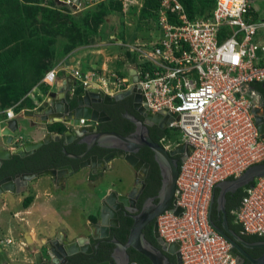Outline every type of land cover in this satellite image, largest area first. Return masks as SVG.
<instances>
[{
  "label": "built area",
  "instance_id": "2783aa9c",
  "mask_svg": "<svg viewBox=\"0 0 264 264\" xmlns=\"http://www.w3.org/2000/svg\"><path fill=\"white\" fill-rule=\"evenodd\" d=\"M106 1L82 0L78 11ZM157 24L156 39L118 45L138 59L143 104L153 113L165 111L166 129L180 133V142H167L166 148L182 143L191 148L176 182L180 196L157 218L158 234L164 245L180 244L182 264H237L231 242L212 225L210 210L219 183L264 162L255 104L242 91L264 84V16L253 0H217L211 17L192 20L180 0H160ZM64 61L41 83L55 84L67 67ZM73 77L84 90L97 88L108 96L128 81L96 68L74 70ZM5 114L16 117L14 108ZM254 182L232 214L243 235L264 237V176Z\"/></svg>",
  "mask_w": 264,
  "mask_h": 264
},
{
  "label": "water",
  "instance_id": "95a60500",
  "mask_svg": "<svg viewBox=\"0 0 264 264\" xmlns=\"http://www.w3.org/2000/svg\"><path fill=\"white\" fill-rule=\"evenodd\" d=\"M70 7L78 11L82 0H70ZM59 2L66 4L68 0H59ZM130 84L134 86L131 88L130 94H134L135 98V110L144 118V121L138 120L135 117H130L132 122L135 124V131L128 135L123 136L117 133H108L104 137L113 138L114 144L109 147L112 149H117L119 152L116 154H111L110 156L99 160L98 156L93 158L94 163L98 161L102 166L107 163H111L114 157L123 158L129 164L135 166L139 163V159L136 154L142 148H149L154 153V159L159 166V170L162 178V188L159 195V203L150 207L146 206L142 213L135 218V223L132 227L129 239L126 245L118 241H115L116 245H120L123 250H125L126 259L128 262L121 263L122 261L118 258L112 260L111 262L102 264H128L129 258L126 254L127 249L134 248L138 252L145 255L152 264H172L168 257L164 254L167 252L169 254H176L179 259V264H182L181 255L179 253L180 244L164 245L162 249H159L151 245L147 240L143 239L144 228L151 222L154 221L161 214L170 209L172 204L176 203L177 197L180 196L179 191L176 188V182L179 176V162L175 157L176 155L182 156V161L186 160V155L190 154V147L188 144L182 143L175 146L172 150L168 151L164 149L160 144L155 142L150 134L149 127L157 125L163 130L167 128L169 122V115L166 112L153 113L147 106L143 104L144 97L142 91L138 85L139 76L135 69L130 71ZM68 77L71 78L69 97L67 95L66 99L58 98L57 95V85H52L49 90L44 93V98L40 104V110L30 113L25 116L26 120L32 121L37 124H47L48 122H53L52 118L64 119V122L77 127L74 134L71 135L75 138V135L82 137L84 135L92 134L93 128L97 123H104L108 119V114L105 112L99 113L93 108L94 104L104 101L105 104H115L118 100L125 97V94H118L116 96H108L104 92L99 91L97 88H90L85 90L84 93L75 94L74 83L75 79L72 78L70 74ZM242 91L251 98L255 104L253 108V113L255 115V122L258 125L259 131L264 138V98L261 93L252 87L244 86ZM77 100V108L71 110L69 102L72 97ZM104 117V118H103ZM81 120L84 123L81 124ZM24 129L22 124L19 122L18 118L8 119L4 121V127L0 128V138H7L5 146H10L12 148H0V168L3 166L5 161L12 160L14 157L18 156L21 159L32 156L38 152V150L44 145L49 144L53 140V136L46 135L43 139L35 141L34 138H29L27 142H22L19 138V133H23ZM68 136V135H67ZM69 137V136H68ZM99 136L98 138H100ZM70 138L69 140H71ZM141 163H143L141 161ZM95 165V164H94ZM149 167V164H146ZM105 168V167H104ZM70 166L58 169H46L41 172L24 173L22 175H17L16 177L9 176L0 181V197L5 193H11L13 195L19 194L20 192L27 189L28 184L42 176L48 175L56 180L57 177L66 176L67 170ZM264 176V165H255L245 172L243 176L237 178L233 181H223L217 185L220 189L219 196L216 199L214 195L211 202V208L214 206L215 202L217 204V209L224 213V219L222 227L216 225L212 219L211 223L214 228L222 235H224L233 246V256L240 258H248L253 264H264V253L259 258H253L249 255L244 247L247 248H264V241L249 244L240 235L234 232L228 223L226 218V194L233 190V187L248 186L254 182L257 177ZM61 180V179H60ZM250 186H253L251 184ZM141 193L140 186H135L128 197L118 196L115 192L107 195L102 204L101 209V225L98 231L103 232V236L109 235L110 228L118 225V211L122 209L129 210L130 201H135ZM176 214H181L182 209L177 208L175 210ZM94 230V229H93ZM156 237L159 238L158 226L155 225ZM95 232H92L91 239L78 237L74 241H69L64 239L61 235L58 239H51L45 243H40L39 249L33 250L25 254L23 260L19 259V264H69L70 258L75 257L80 254L90 255L93 252L92 244L95 242L97 237H94ZM28 244H31L30 237L27 236Z\"/></svg>",
  "mask_w": 264,
  "mask_h": 264
},
{
  "label": "trees",
  "instance_id": "16d2710c",
  "mask_svg": "<svg viewBox=\"0 0 264 264\" xmlns=\"http://www.w3.org/2000/svg\"><path fill=\"white\" fill-rule=\"evenodd\" d=\"M216 1L180 0L192 20L211 17ZM131 6L134 8V5ZM94 7V9L75 11L58 0H0V110L14 107L16 112H20L24 107L35 108V104L28 99V95L35 87H39L44 93L48 91L49 86L41 83L46 72L78 48L95 43L101 35L100 29L107 16L116 12L124 13L126 5L123 0H108ZM159 7L160 0H143L138 10L140 22H157ZM62 39L63 43L59 48L58 43ZM119 57L117 62L121 71H118V75L122 77H124L123 68L128 65H139L136 55L129 51L123 52ZM251 87L261 93L264 98V84L253 83ZM82 90V86H79L76 94ZM126 123L125 133L133 131L134 126L130 123L126 125ZM50 130L62 132L63 126L56 123L50 126ZM171 131L172 129L162 130L159 138L165 137L168 142L174 144L172 141L174 135L170 133ZM176 135L180 137V133ZM46 156L47 151L43 153V156L39 155L36 161L32 159L35 162L30 158L14 157L1 169L0 180L18 173L50 169L53 164L50 161H44ZM181 164L182 161L179 167ZM261 164L264 165V162ZM153 176L155 180L159 179L156 183L160 188V171L156 167ZM228 180L236 179L231 177ZM246 189L238 200L227 202V215L231 218H229V225L243 239L257 243L264 241V237L243 235L241 226L235 222L232 214V210L239 206ZM219 193L220 189L216 188V198ZM33 201L34 199L27 198L24 206L29 207ZM130 227L131 222H123L121 230L123 236H128ZM263 253L264 248L258 249L253 258H259ZM133 260L139 264H152L143 256L135 257ZM246 264H252V262L248 261Z\"/></svg>",
  "mask_w": 264,
  "mask_h": 264
},
{
  "label": "flooded vegetation",
  "instance_id": "af4514ba",
  "mask_svg": "<svg viewBox=\"0 0 264 264\" xmlns=\"http://www.w3.org/2000/svg\"><path fill=\"white\" fill-rule=\"evenodd\" d=\"M134 69L137 70L136 67ZM72 78L75 79L73 76ZM126 78H128V81L124 84V88L121 89L119 92H117L115 95H113L114 97L120 93L125 94V97L123 99L118 100L115 104H105L104 101L94 104L93 108L95 110H97L99 113L105 112L106 114H108L109 117L104 123H97L95 127L93 128L92 134L84 135L82 137H78L77 135H75V138H72L71 135L74 134V132L77 130V127L64 122V119L53 118L54 124L58 123L63 126L62 132H57L60 135V137L53 138V140L49 144L41 147L36 154L29 156L27 158H24V159L30 158L31 160L34 159L36 161V159L39 158V155L43 156V153L47 151V156H46L47 158H45L44 161H50L53 164V167H51L50 169L59 170L60 168H64L68 166L72 168V170L69 169L66 171L67 172L66 176H63L61 178L57 177L56 180H53V178L51 177L53 181V185H54L53 188L55 190L56 188L58 189L64 188L70 176L78 175L80 173H82V182L86 181L89 184H93L94 187L96 186L95 188L101 187L107 181V178H106L107 174L110 173V171H113L115 163L118 161L124 162L133 171L134 180L129 181L128 179L124 177L125 175L122 176L121 184H120L122 188L121 190H114L112 189V187H110L108 191L102 196L101 199L100 198L98 199V196L97 197L94 196V200L91 206L92 208H94L93 209L94 213L93 215L85 219L84 233L80 234L78 237L82 236V238L89 240L91 239L92 232L94 231L95 232L94 237L98 236V239H96L95 242L92 244L93 252L90 255L80 254L75 257H72L70 258L69 264H81V263L82 264H102V263L111 262L112 260L116 258L121 260L122 261L121 263L128 262V260L126 259L125 250H123L121 246L127 244L132 227L135 223V218L138 217L142 213V211L144 210L146 206L150 207L152 204L156 205L159 203V195H160L161 188H162V178H161V173H160L161 186L160 188H158V185L156 182L159 179L155 180V176H153V172H154L155 167L159 169V166L154 159V153L152 152L151 149L142 148L136 154V156L139 159V163H137L135 166L129 164L123 158H118L117 156L114 157L111 163H107L104 166L98 163V161L94 163V160H93L95 156H98V159L101 160V159H104L110 156L111 154L117 155V153L119 152V150L112 149L111 147H109L110 145L112 146L114 144V141H113V138L104 137L105 134L117 133L123 136H128L132 134L136 129V126L132 122L130 117H135L138 120L144 121V118L135 110V101H134L135 95L133 93L129 95V93L131 92V88L134 86L133 84H130V74H128ZM70 85H71V82L69 86L63 90L62 96H58V95H54V96L60 99L61 98L66 99L67 95L69 97ZM74 85H75L74 91H77L79 86H81L77 82L76 79H75ZM84 91L85 90L83 89L82 94L84 93ZM34 104L36 107L30 109L31 113H34L35 111L40 110L39 106L41 102L38 101V102H35ZM69 105L71 107V110H75L77 108V100L75 99L74 96L69 102ZM83 123H84V120H81V124ZM125 123L126 125L130 123V125L134 126V130L129 133H125V130H126ZM162 130L163 129L161 127L154 125L152 127H149V134L155 142L160 144L164 149L168 150L166 148L168 146L167 138L165 137L159 138V134H161ZM99 136L101 137L98 138ZM70 138L72 139L69 140ZM174 147H171L168 151L172 150ZM175 157L178 159V162L180 164V161H182V156L176 155ZM141 161L143 163H141ZM6 162L8 161L4 162L3 166L0 168V171L5 166ZM146 164H149V167H147ZM38 172H41V171H38ZM24 173H32V172L18 173L12 177H16L17 175H22ZM7 177L9 176H6L4 178H7ZM83 178L85 180H83ZM34 181L35 179L32 180L28 184V187L26 190L19 193L20 195L25 196L24 198H22V201H25L27 199L26 197L29 196V195L26 196L27 194H25V192L29 191ZM137 185L140 186V190H141L139 197L135 201H130L129 210L125 209V207L122 206V209L118 211V216H119L118 225L110 228L109 235L103 236V232L98 231V228L101 225V209H102V204H103V201L105 200V197L111 194L112 192H115L118 196L128 197L131 190ZM246 187L247 185L242 186V187H237V188L233 187V190L226 194V196L228 195L226 205H227V202L230 203L233 200L234 201L238 200L241 197L243 191L246 189ZM19 194H16V196H18ZM97 200L99 202H98V205L96 206ZM157 218L154 221H151L144 228L143 230L144 238L143 239L147 240L151 245L159 249H162L163 241L161 240L160 236L159 238H157L156 233H155V225L157 224ZM210 218L212 219L214 223L215 222L218 223V224L216 223V225H218L219 227H222L224 213L220 212L217 209V204H214V206L211 208ZM226 218L229 223L230 217L227 215V210H226ZM124 221L131 222L130 231H129L128 236L126 237L123 236V233L121 232ZM61 235L64 237V239L68 240V237H67L68 234H65L61 231L57 232L55 236L50 237L49 240L58 239L59 236L61 238ZM244 240L249 244L256 243V242L249 241L248 239H245V238ZM69 241L71 242V240ZM115 241L120 242L122 245L121 246L116 245ZM244 249L252 257H254L255 254H257L258 249L261 250V248H258V247L256 248L244 247ZM126 254H128V258H129L128 264H139L135 262L133 259L139 256L146 257L145 255L138 252L134 248L127 249ZM164 254L168 257L169 261L172 264H179V259L176 254H169L167 252H164ZM248 261L251 262L248 258L242 257L240 255V258L238 259L237 264H246L248 263Z\"/></svg>",
  "mask_w": 264,
  "mask_h": 264
},
{
  "label": "rangeland",
  "instance_id": "374dc122",
  "mask_svg": "<svg viewBox=\"0 0 264 264\" xmlns=\"http://www.w3.org/2000/svg\"><path fill=\"white\" fill-rule=\"evenodd\" d=\"M126 4V12L129 13H113L107 16L105 23L101 26L100 41L118 42L123 41L126 44L142 45L156 39L159 36L158 24L155 21L143 23L139 20V8L143 0H123ZM130 5H134V8ZM253 6L258 11L260 16H264V0H253ZM90 7L89 9H94ZM88 9V10H89ZM63 43V39L58 43L60 48ZM108 55H121L127 49L124 47H115L114 45H106L101 47ZM111 57V56H109ZM120 57L117 59L119 60ZM108 63V71L114 72L118 75V71H121V67L116 59H110ZM80 69L85 68V64L77 65ZM120 76V75H119ZM124 76V75H123ZM122 77V76H120ZM44 96V93H43ZM42 102V100H40ZM22 124L24 132L19 133L21 141L27 142L30 137L41 136L42 130L35 129L30 122L23 119H19ZM173 136L172 141L174 144L180 142V137L176 135L179 131L172 130L170 132ZM1 139V138H0ZM176 140V141H175ZM0 148L7 149L2 142H0ZM125 175V176H124ZM124 176L129 181L134 180V174L130 167L124 162H116L113 171L107 174V181L101 187L95 188L93 184H89L86 181L82 182V173L68 178L64 188L56 190L53 188L52 178L48 175L41 176L34 181L29 191L25 194L31 195V200L35 197V202L31 208L30 214L15 212L25 211L21 206H17L15 202L9 204L8 211H4L0 214V247L2 252L0 253V264L2 261H6V256L13 259L10 264L15 262L16 258L24 259L25 247L27 246L26 239L23 231L29 230L26 226L27 220H32V224L35 225L38 235H41L46 227V234L53 233L50 237L55 236L57 232L63 230L72 231L68 235V240H75L79 234L84 233L85 219L93 215L94 208H92V202L94 196H98V199L108 191L110 187L114 190H121V179ZM83 180H85L83 178ZM38 183V185L36 184ZM25 203V201H23ZM98 205V200L96 201ZM29 203V202H28ZM27 203V204H28ZM33 203V202H32ZM31 203V204H32ZM95 207V206H94ZM44 215V216H43ZM22 220V221H21ZM51 224V226H49ZM69 228V229H68ZM49 237V236H48ZM11 238L12 244H7L6 240ZM40 243V238L36 240Z\"/></svg>",
  "mask_w": 264,
  "mask_h": 264
},
{
  "label": "crops",
  "instance_id": "0c3cea01",
  "mask_svg": "<svg viewBox=\"0 0 264 264\" xmlns=\"http://www.w3.org/2000/svg\"><path fill=\"white\" fill-rule=\"evenodd\" d=\"M126 5V4H125ZM70 7V6H69ZM131 7V5H130ZM126 8H125V12H126ZM130 12V11H129ZM128 11L126 13H129ZM100 39V38H99ZM99 39L97 38L96 42L89 45V46H85V47H80L77 50H75L74 52H72L71 54H69L68 56H66L65 58H63L61 61H64L67 65L65 70H62L59 75H58V80L56 82L57 84V95L58 96H62L63 90L66 89L70 82H71V78L68 77V74H70L71 76H73V72L74 70H89V69H106L108 70V63L109 61H111L110 59H118V55H114V54H110L108 55L107 53H105V50L101 47H104L106 45H114L115 47H120L118 44L124 43L123 41H118V42H108L106 43L105 41H100V43L98 42ZM101 40V39H100ZM111 56V57H109ZM118 61V60H117ZM82 65L85 64V68L84 69H80L78 67H76L77 65ZM135 68V65H128L125 68H123V74L124 77H126L130 71L132 69ZM44 91L41 90L39 87H35L32 92L29 94L28 99L31 100L32 102H38L40 100H43L44 96H43ZM29 109L27 107H24L23 109H21V111L19 113H16V116L18 117V119H23L25 121L30 122V124L35 128L38 129V131L42 130V134L41 136L38 135V137H31L34 138L36 141L43 139L46 135H51L53 136V138H58L60 137V135L55 132V131H51L50 130V126L53 125V122H48L47 124H37L34 123L32 121L26 120L25 116L30 114ZM0 116H2V118L0 117V128L4 127V121L8 120L6 114H5V110H0ZM56 119V118H55ZM6 139L7 138H1L0 142H2V144L5 146L6 143ZM6 148H12L10 146H5ZM41 177V176H40ZM39 178V177H38ZM37 178V179H38ZM36 180V179H35ZM34 183V182H33ZM36 184L38 185V183L36 182ZM30 196V195H29ZM25 196L22 195H13L11 193H5L4 195H2L0 197V214L4 211H8V207L10 206L9 204H11L12 202H15L17 206H21L23 208V210L25 211H18L15 212V215H17L18 213L21 214H30L31 213V208L34 205L35 202V197H34V201L33 203L29 206V207H25L24 203L22 201V198H24ZM30 209V210H29ZM44 216V215H43ZM32 220H27L26 221V226L30 229L29 230H24L23 234L24 237L26 239V243L27 246L25 247V250L23 251L25 254L28 252H31L33 250L39 249V245L40 243H45L48 241V239L50 238V235H52L53 233L50 232V234H46V230L47 228H44V231L41 235H38L37 230L35 229V225L32 224ZM22 221V220H21ZM49 226H51V224H49ZM46 229V230H45ZM69 229V228H68ZM1 230V229H0ZM70 230V229H69ZM69 230H63L61 232L70 235L72 231ZM80 235V234H79ZM27 236L30 237L31 239V244H28L27 241ZM49 236V237H48ZM40 238V243L38 244V242H36V240ZM11 239V238H8ZM7 239V240H8ZM2 248L0 247V253L2 252ZM19 258L15 259V262H13L12 264H19L18 263ZM13 259H11L9 256H6V261L3 260L2 264H10V262H12Z\"/></svg>",
  "mask_w": 264,
  "mask_h": 264
},
{
  "label": "clouds",
  "instance_id": "9594fccd",
  "mask_svg": "<svg viewBox=\"0 0 264 264\" xmlns=\"http://www.w3.org/2000/svg\"><path fill=\"white\" fill-rule=\"evenodd\" d=\"M127 51V50H126ZM56 84V83H55ZM54 85V84H53ZM57 85V84H56ZM49 86V85H48ZM52 86V85H51ZM51 86H49V88L51 87ZM49 88H48V90H49ZM36 107V106H35ZM11 108H14V107H11ZM9 109V108H8ZM7 110V109H6ZM14 111H15V108H14ZM28 112H30V109H29V111ZM17 113H19V112H17ZM31 113V112H30ZM15 115H16V113H15ZM15 118H18L17 116L15 117ZM15 118H13V119H15Z\"/></svg>",
  "mask_w": 264,
  "mask_h": 264
}]
</instances>
